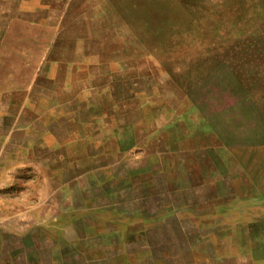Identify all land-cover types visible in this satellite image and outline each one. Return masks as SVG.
<instances>
[{
	"label": "crops",
	"instance_id": "obj_1",
	"mask_svg": "<svg viewBox=\"0 0 264 264\" xmlns=\"http://www.w3.org/2000/svg\"><path fill=\"white\" fill-rule=\"evenodd\" d=\"M54 6V0H0V69L5 64L6 72L0 75V86L17 77L31 82L17 86L24 93L18 101L9 93L16 90L0 91L5 92L0 96V176L13 169V182L7 189L0 187V199L5 192L18 197L11 203L15 212L0 203V264H254L251 255L226 254L220 244L215 245L219 251L204 254L202 231L207 225L227 235L214 206L208 215H200L193 210L202 201L171 199L163 213L136 204L144 194L150 200L157 196L151 192L168 171L178 168L172 156L185 153L167 149L166 128L184 124L177 119L178 103L135 87L148 75L161 78V68L149 61L151 68L133 77L105 71L89 84L87 74L80 72L79 86H67L59 69L50 78L53 66L71 73L80 66L71 55L74 42L67 55L52 56L62 42L61 23L50 25ZM42 30L56 32L44 52L37 37ZM16 59L20 66H7ZM64 91L67 98L55 95ZM158 119L162 122L157 127ZM187 184L177 190H187L192 182ZM162 224L170 225L168 235L179 239L173 249L146 239Z\"/></svg>",
	"mask_w": 264,
	"mask_h": 264
},
{
	"label": "rangeland",
	"instance_id": "obj_2",
	"mask_svg": "<svg viewBox=\"0 0 264 264\" xmlns=\"http://www.w3.org/2000/svg\"><path fill=\"white\" fill-rule=\"evenodd\" d=\"M54 1L50 25L61 23L62 42L53 46L52 56L67 55L74 42L71 55L80 66L78 73L53 66L50 78L58 76L59 69L67 86L69 82L79 86L84 73L89 84L105 71L113 75L125 71L133 77L149 69V61L161 68V78L148 75L144 82H135V87L149 89L152 97H167L172 105L182 96L177 119L184 124L170 125L166 133L169 149L185 153L172 156L178 168L168 171L165 181L160 180L158 189L151 192L157 196L150 200L144 194L136 204L150 213H163L171 199L202 201L194 213L208 215L214 209L227 233L217 234L214 224L207 225L202 231L204 254H214L220 247L226 254L244 257V252L254 264H264V0ZM55 36L53 30H42L37 35L42 44L39 50L46 51ZM6 64L12 68L20 66V61ZM4 67L1 76L6 73ZM16 80L4 79L0 86V91L16 90L9 92L15 94L14 101L24 94L19 84L31 85L27 76ZM55 95L69 96L68 91ZM161 122L155 121L157 127ZM211 134L223 143L218 155L214 152L219 143ZM12 172L8 169L0 176L3 190L13 182ZM189 180L192 184L187 190H177ZM16 195L2 193L1 205L15 212L11 203L18 201ZM162 225L151 229L146 239L173 249L179 239L168 235L173 231L170 225ZM191 235L196 245V232L192 230Z\"/></svg>",
	"mask_w": 264,
	"mask_h": 264
},
{
	"label": "trees",
	"instance_id": "obj_3",
	"mask_svg": "<svg viewBox=\"0 0 264 264\" xmlns=\"http://www.w3.org/2000/svg\"><path fill=\"white\" fill-rule=\"evenodd\" d=\"M181 97H182V96H181ZM181 97H180L179 100H177V101H178L177 103H179V102L182 103V102H181ZM211 135H213V137H215V139H217V141H218V143H219V145H218V147H217L218 149L215 150V152H214L216 155H218V154L221 153V149H222V148H220V147H222L223 143H222V141L217 137L216 134H211ZM168 142H169V141H168ZM167 149L170 150V149H169V145H168V143H167Z\"/></svg>",
	"mask_w": 264,
	"mask_h": 264
}]
</instances>
